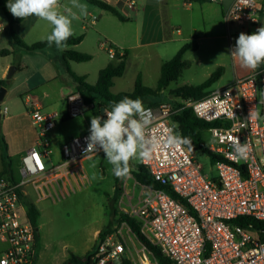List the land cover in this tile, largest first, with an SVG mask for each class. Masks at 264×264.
<instances>
[{
  "label": "built area",
  "instance_id": "built-area-1",
  "mask_svg": "<svg viewBox=\"0 0 264 264\" xmlns=\"http://www.w3.org/2000/svg\"><path fill=\"white\" fill-rule=\"evenodd\" d=\"M126 3L129 8L136 7L132 0ZM262 11V0H234L223 16L230 50L241 32L247 34L248 27L259 24ZM96 19L93 17L92 23ZM234 25L239 32L230 30ZM5 29L0 21V33ZM99 46L111 59L122 55L109 41H101ZM261 101H264V63L255 72L211 90L200 99L145 106L157 117L153 134L160 137L167 128L175 131L174 116L183 109H191L203 121L217 123L207 131L214 138L209 149L217 157L214 165L218 177L204 175L202 165L183 145L177 149L161 148L150 160L140 162L162 188L144 187L146 194L133 214L140 222V232L172 264H264V103ZM66 104L65 116L69 118L82 116L88 109L78 91L67 95ZM253 108L259 111L260 119L249 118ZM2 113L7 115V107ZM64 117L57 112H43L39 107L31 111L37 143L22 156L21 179L0 177V242L5 245L0 252V264L36 263L37 229L27 216L26 200L35 206L44 201L57 203L89 184L84 163L95 154H85L89 131L63 142L57 158L52 156L48 134ZM234 137L248 143L247 160L237 162L230 155ZM29 163L34 171L28 170ZM29 187L35 194L33 200L26 193ZM130 231L129 228L128 235ZM130 239L131 246L122 229L107 234L93 251V264H122L124 259L135 260L134 264H159L146 247L139 242L142 246L138 249L135 240Z\"/></svg>",
  "mask_w": 264,
  "mask_h": 264
},
{
  "label": "rangeland",
  "instance_id": "rangeland-1",
  "mask_svg": "<svg viewBox=\"0 0 264 264\" xmlns=\"http://www.w3.org/2000/svg\"><path fill=\"white\" fill-rule=\"evenodd\" d=\"M80 2L88 5V15L82 18L88 20L96 17L99 24L106 23L104 28L112 43L120 46L139 45L131 50V57L124 75L114 80L112 93L132 92L137 74L141 70L144 71L143 84L155 88L161 76V70L158 66L159 59L171 60L181 47L173 42L141 45L154 42V38L143 32L142 24L140 26V24L134 23L135 13H142L140 9L129 10L128 15L122 13L125 20L121 21L109 12H104L97 7L94 8L95 6H92L87 0H80ZM60 4L62 6L69 4V0H60ZM74 11L78 12L76 9ZM82 26H84V22L73 20L74 34L81 36L90 32L80 49L87 50L93 59L81 63L74 62L73 71L78 75L88 74L87 82L95 84L98 80L99 70L108 64H118L119 61L116 58L111 59L107 51L98 44V41H105L107 36L95 33L93 28L85 30ZM50 27L51 32L52 26L50 25ZM261 27H264V21ZM254 32L255 30L252 29L251 34ZM38 34H29L24 41L28 45L38 43L43 40ZM186 37L188 35L184 30L180 38ZM193 41H196L199 49L190 50L185 54L186 66L179 78L165 88L158 97L146 99L144 106L185 99L172 93L184 86L202 84L219 67L223 69V83L231 82L234 79L235 68L241 71L248 70L241 68L238 61L231 57L226 30L220 31L219 37L215 40L200 37ZM190 42L192 40L187 43ZM185 43L183 44L185 45ZM213 45L217 48L216 52L212 51ZM18 49L19 53L15 55V58L23 69L16 71L11 79L6 80L7 94L0 104V111L7 107L8 115L12 117V120L9 124L2 125L0 137H3L8 144V154L13 162L14 176L21 179L22 156L26 148L29 147L30 133L34 130L30 118L24 115L25 112L28 113L34 109L26 106L25 101L28 99L35 103V99H39L41 102H45L46 110H57L64 114L67 112V104L63 100H58L59 87L67 86L73 91H77V89L76 83L62 63V56L68 47L58 49L54 45L49 50L34 53L22 48ZM11 67L7 71V75ZM53 77L55 81H52ZM216 88L218 87L214 84L209 91ZM87 108L82 116L70 118L65 122L59 121L55 130L48 135L50 141L61 142L88 131L91 117L95 114L91 106ZM203 136L208 144L214 143L212 134L207 130L203 132ZM56 152L53 150L54 159L57 158ZM1 154L0 144V170ZM194 156L202 165L204 175L209 178L219 176L216 166L206 154L196 153ZM139 163L140 161L136 159L130 161V174L123 178L122 191L118 196H115L116 177L112 173V166L105 159L103 151H98L84 163L89 180L86 188L77 190L68 198L57 203L51 201L38 203L37 208L40 211V217L38 232H36L37 256L35 264H71L69 262L71 256H83L92 251L99 233L108 230L115 232L122 229L127 243L131 246L130 238L132 237L140 249L142 245L140 246L135 235L131 231V234H127L129 230L127 224L120 222V216L123 214L137 219L133 210L138 207L139 201L146 194L144 187L137 183L132 174ZM131 252L136 259V252L132 247ZM129 261L135 263V260L129 259Z\"/></svg>",
  "mask_w": 264,
  "mask_h": 264
},
{
  "label": "trees",
  "instance_id": "trees-1",
  "mask_svg": "<svg viewBox=\"0 0 264 264\" xmlns=\"http://www.w3.org/2000/svg\"><path fill=\"white\" fill-rule=\"evenodd\" d=\"M8 0H0V10L3 16L9 21V34L13 42L20 48L27 50L28 52H38L42 50H49L54 44L49 47L47 44V40L40 41L33 45H28L15 31L14 25L22 22L23 20L19 18L13 17L6 7ZM90 4L99 7L100 9L109 12L115 15L119 20L124 21V17L122 14L110 4H107L101 0H87ZM194 1V0H189ZM82 36L74 37L73 35L66 41L67 46H74L79 44L82 41ZM197 48L196 41H192L190 43H186L183 45L176 55L168 61H165L161 66V76L158 80L157 86L155 88L147 87L143 84L142 76L138 74L135 86L132 92H120L118 94H113L111 89L114 86V80L116 78L122 77L126 70V59L128 57V50H124L122 55H116V59H118V64H108L105 68L100 70L98 80L96 84L91 85L86 82V77L77 75L71 68L70 63L76 62H87L92 59L91 55L78 52L73 49L65 50L62 56V63L65 66L68 74L72 77L74 82L76 83V89L81 94L84 102L87 106H92V110L94 111L95 116H102L101 110L102 108L111 109L112 104L114 102H118L124 97L129 98H141L143 103L146 99L155 98L160 95V93L167 88L172 82L177 80L181 75V72L186 66L184 61V56L186 52L190 50H195ZM2 55L9 54V51H2ZM18 70L20 69V65L18 66ZM222 76V68H218L214 73H212L207 80H205L202 84L197 86H184L177 90H175L172 94L188 99H200L204 97L208 92L212 85H214ZM7 84L6 80L0 81V88ZM159 103L152 104L150 106H155ZM103 117V116H102ZM104 118V117H103ZM69 117H64L63 122L69 120ZM175 123V132L180 133L182 137H187L191 141L192 151H190L193 155L196 153L206 154L212 163H215L217 157L214 156L210 149L209 144L206 142L203 132L208 130L209 128L216 126V122H206L196 117L194 112L191 109H183L178 112L173 119ZM1 144V165L2 170L0 172V177L8 176L9 178H14L13 171V162L11 157L8 154V144L3 137H0ZM187 148V146H185ZM134 178L137 183L142 187H149L152 189H161L162 186L159 182L154 180V178L150 175V173L139 163L136 166V169L132 171ZM122 183L123 178L116 177V186H115V196H118L122 191ZM176 198V195L173 194ZM27 205V216L32 223V225L37 229L38 221L40 217V211L37 207L30 201H25ZM120 222L126 223L127 226L131 229V231L136 236L137 240L144 246L148 251L152 253L154 258L158 261L159 264H172V262L165 257L160 249L153 245L141 232H140V222L138 219L130 217L129 215H121ZM111 230L99 233V237L92 249L83 256L73 255L69 259L71 264H93L92 255L93 251L98 245V243L104 239V237L111 233ZM122 264H134L131 261L124 259Z\"/></svg>",
  "mask_w": 264,
  "mask_h": 264
},
{
  "label": "clouds",
  "instance_id": "clouds-1",
  "mask_svg": "<svg viewBox=\"0 0 264 264\" xmlns=\"http://www.w3.org/2000/svg\"><path fill=\"white\" fill-rule=\"evenodd\" d=\"M6 7L15 18L25 20L35 16L48 22L52 30L46 37L47 44L49 47L54 44L58 49L66 47V41L73 35V20L88 15V5L80 0H69V4L63 6L60 0H8ZM230 55L241 68L255 72L264 63V27L252 34L241 32ZM104 116L106 119L100 115L91 117L89 135L85 138V154L103 151L117 178L129 176L131 160H150L161 148L177 149L183 145L188 151L193 150L190 139L182 137L173 128H167L163 137L154 135L157 117L151 109L145 108L141 98L124 97L114 102L111 110L105 109ZM249 118L260 119L259 111L253 108ZM231 148L230 155L237 162L248 159L249 145L246 141L241 143L238 137H234ZM28 170H35L30 163Z\"/></svg>",
  "mask_w": 264,
  "mask_h": 264
},
{
  "label": "crops",
  "instance_id": "crops-1",
  "mask_svg": "<svg viewBox=\"0 0 264 264\" xmlns=\"http://www.w3.org/2000/svg\"><path fill=\"white\" fill-rule=\"evenodd\" d=\"M101 1L107 4H110L111 6L115 7L121 14L124 13L125 15H128L130 13L129 10H137V9L142 10V13L140 12L135 13L134 23H136L137 25L140 24V26L142 24L143 32L150 34V36L154 38V42L141 44V45L159 44V43L166 44L167 42H173L175 44L177 43L179 45L178 47H182L184 45L183 43L185 42L187 43L191 40L193 41L194 39H198L200 37L215 40L219 37V33L222 30L223 31L226 30V36H227V24L223 16L228 11L232 3L234 2V0H221L218 3L211 2L209 0H194V1H189V0H132L136 3V7L129 8L126 3L127 0H101ZM262 4H263V11H262L261 20L258 25L253 26V27H248L247 34H251L252 29L256 31L258 28L261 27L262 22L264 21V0H262ZM96 7L97 6H95L94 8ZM92 19L93 18L87 20L81 17L78 20L84 22V26H82L83 29L87 30L89 28H93L95 33L99 35H105L108 37V34H107L108 32L104 28L106 26V23H104L103 25L99 24L98 18L95 20L94 23H92ZM0 21H2L6 27L5 31L0 33V81H1V80H7V71L9 70L11 66H15L16 71H18L17 65L18 66L20 65L21 67L20 69H23V67L19 62H17V59L15 58V55H18L19 53L18 48L20 47H18L11 39L9 31H8L9 21L3 16L1 12H0ZM50 28L51 27L48 22L39 20L35 16L29 17L23 20L22 22L14 25L15 31L23 40L29 34L39 33L38 34L39 37H42L41 39H43L41 41H44L45 39L44 37H46L47 34H50ZM234 28L236 29L234 30ZM184 30H186L188 37L181 39L180 37L183 35ZM230 30L233 32L240 31L238 27L235 25L230 27ZM89 34L90 32L82 34L81 36L83 38L79 44L74 45V46H66V47H68V49H73L81 53L89 54L87 50L80 49V46L84 43V41L86 40ZM73 36L80 37L74 34V32H73ZM105 40L111 42L110 37L105 38ZM99 42L100 41H98V44ZM112 44L119 49L121 54H123L125 49L128 50L129 53L126 59V69H127V63L131 57V50L139 45L120 46L118 44H114V43ZM198 49H199V45L197 44V48L195 50H198ZM228 49L230 50V41H229ZM2 51H9V54L2 55L1 54ZM212 51L213 52L217 51V48L214 45H213ZM91 57L93 59L92 55ZM165 61H168V60L163 59V58L159 59L158 66L160 67V70H161L162 64ZM73 63L74 62L70 63L72 70H73ZM234 72H235V77L231 82L223 83L222 82L223 75H222L221 78L215 83L217 87H223V86L229 85L237 78L247 76L251 74L253 71L251 70L241 71L235 68ZM222 73H223V69H222ZM138 74L142 76V80L144 81V71L141 70ZM79 76L86 77V82H87L88 74H80ZM52 81H55L54 77ZM91 85H94V84H91ZM3 87H6V85ZM112 89H111V92H112ZM71 91L73 90L67 86L59 87L58 100H63L66 103V97ZM60 92L62 93L60 94ZM6 94H7V91H6ZM25 104L26 106H29V108L33 107V109H36L39 107L41 108L43 112H57L60 114L61 117H64L66 114V112L64 114H61L57 110H46L45 102H41L39 99H35V103H32L27 99L25 101ZM31 111L32 110H30L28 113L25 112L24 115L30 118ZM0 113H1V127L2 125L9 124V122H11L12 120V117L9 116L8 113L7 115H3L2 111H0ZM30 121H31V118H30ZM62 121H63V118H62ZM33 129H34L33 132L30 133L31 142L29 144V147L26 148L25 152L31 147L35 146L37 143V134H36V130L34 126H33ZM89 129L90 128H88V131ZM54 130L55 129H53L52 131ZM65 141L67 140H64L61 142H52L53 150L57 151L56 152L57 156L59 154L61 144ZM1 170H2V165H1ZM26 193L29 195V199L31 200L34 199L35 194L33 193L30 187L26 189ZM4 247L5 245L0 242V252L4 249Z\"/></svg>",
  "mask_w": 264,
  "mask_h": 264
},
{
  "label": "water",
  "instance_id": "water-1",
  "mask_svg": "<svg viewBox=\"0 0 264 264\" xmlns=\"http://www.w3.org/2000/svg\"><path fill=\"white\" fill-rule=\"evenodd\" d=\"M16 72V67L13 66L11 67L8 75H7V79H11V77L13 76V74ZM5 94H6V89L5 87H1L0 88V104L2 103L4 97H5ZM104 110L105 108H102L101 110V115L103 116L104 115ZM0 130H1V113H0ZM38 232V230H36Z\"/></svg>",
  "mask_w": 264,
  "mask_h": 264
}]
</instances>
